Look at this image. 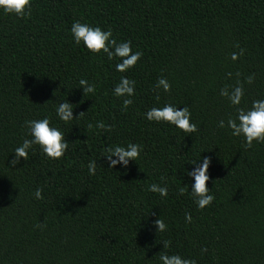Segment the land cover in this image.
<instances>
[{
  "label": "trees",
  "instance_id": "1",
  "mask_svg": "<svg viewBox=\"0 0 264 264\" xmlns=\"http://www.w3.org/2000/svg\"><path fill=\"white\" fill-rule=\"evenodd\" d=\"M77 21L110 28L141 60L116 72L118 61L73 43ZM121 75L136 82L127 111L113 95ZM81 78L95 95H83ZM159 78L170 92L154 88ZM237 80L242 106L264 99V0H33L30 17L0 13V264H159L163 241L167 254L196 264H264V144L246 148L217 127L234 113L220 90ZM66 99L74 118L83 113L68 124L53 107ZM164 103L189 108L198 132L143 118ZM45 116L65 133V156L48 159L36 148L10 168L30 138L25 121ZM98 121L111 131L96 129ZM128 142L143 146L141 158L108 169L105 147ZM200 156L211 159L206 187L215 197L203 210L179 193L182 183L190 190L184 171ZM151 183L167 184V198L147 191ZM158 218L166 232H156Z\"/></svg>",
  "mask_w": 264,
  "mask_h": 264
},
{
  "label": "clouds",
  "instance_id": "2",
  "mask_svg": "<svg viewBox=\"0 0 264 264\" xmlns=\"http://www.w3.org/2000/svg\"><path fill=\"white\" fill-rule=\"evenodd\" d=\"M33 0H0V13L9 16H15L17 19L30 17L32 14ZM73 43L87 50L94 56H106L109 61H118L114 64L115 71L125 73L133 69L138 61L141 60L143 53L140 50L133 51L130 41L118 42L112 30H102L99 26H92L88 23L74 22L70 28ZM239 55H243V49ZM231 60L238 59L237 53L231 54ZM229 77L231 73L228 74ZM239 76V73L236 74ZM252 76H248L246 83L251 84ZM78 88L82 90L83 95H95L96 86L87 79L81 78L78 81ZM154 88L162 89L164 93L171 90V85L165 78H159ZM220 96L226 98L228 104L234 109V113L230 114L225 121L220 119L217 127L227 129L230 135L236 138H242L246 148H252L254 144H264V99H256L251 101L250 107L247 102L242 106V100L245 97V90L239 80L235 86H225L220 90ZM113 95L122 99L121 111H127L129 106L133 104V97L136 95V82L129 79L125 75H121L119 82L113 88ZM159 101V94L156 97ZM55 116L60 122L68 124L69 122L82 115L80 113L74 118V105L67 99L55 102ZM143 118L149 123L162 124L173 127L176 130L189 136L198 132L196 123L191 122V112L187 107H176L171 103H164L163 106L151 107L143 113ZM89 129L92 125H88ZM96 129L104 132L111 131V128L103 121H98L95 125ZM27 136L23 142L17 146L13 153L14 159L9 161V167H15L20 164L21 159L26 162L29 159V153L34 152L36 148L48 159L60 160L68 151L69 142L65 139V133L56 125L52 124L50 119L45 116L41 119H32L25 121ZM143 146L138 143L128 142L126 145L111 144L104 149L102 158L106 160L108 169H115L117 165L121 168H127L129 162H136L141 158ZM191 171H184V175L193 183L190 185L183 184L179 188L180 195L186 192L193 200L198 210H203L210 206L215 197L211 194V190L206 187V183L210 177L208 169L211 165V159L207 156L201 157L193 161ZM88 174L94 176L97 170V162L89 160L87 164ZM163 180V178H162ZM147 191L158 194L161 198H167L168 186L164 184L151 183L147 186ZM35 198L41 199V190H35ZM185 221L191 222V215L185 213ZM41 225H37L40 227ZM156 232H166L167 225L158 218L153 222ZM163 251L158 254L159 264H196L194 259L183 258L180 255L167 254L170 242L163 241ZM206 251V249H204Z\"/></svg>",
  "mask_w": 264,
  "mask_h": 264
}]
</instances>
